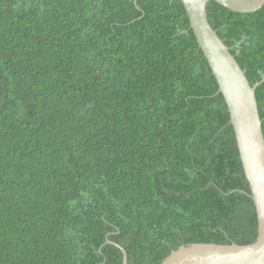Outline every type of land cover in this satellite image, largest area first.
I'll list each match as a JSON object with an SVG mask.
<instances>
[{
	"label": "trees",
	"instance_id": "obj_1",
	"mask_svg": "<svg viewBox=\"0 0 264 264\" xmlns=\"http://www.w3.org/2000/svg\"><path fill=\"white\" fill-rule=\"evenodd\" d=\"M138 6L150 29L113 45L118 71H99L97 11L136 28ZM138 6L0 0V264H124L117 245L129 264H162L183 245L256 242L230 110L184 4ZM207 14L251 85L262 81L264 6L210 1ZM124 55L133 75L119 71ZM153 72L161 94L144 82ZM256 97L264 133V83Z\"/></svg>",
	"mask_w": 264,
	"mask_h": 264
},
{
	"label": "water",
	"instance_id": "obj_2",
	"mask_svg": "<svg viewBox=\"0 0 264 264\" xmlns=\"http://www.w3.org/2000/svg\"><path fill=\"white\" fill-rule=\"evenodd\" d=\"M138 0H135L137 2ZM183 2L190 26L219 83L228 104L244 171L251 187L258 216V238L249 245H218L194 243L183 245L162 264H264V133L256 97L263 80L249 82L229 47L219 37L208 20L207 5L215 1L237 13H254L264 6V0H180ZM124 264L128 263L127 252Z\"/></svg>",
	"mask_w": 264,
	"mask_h": 264
},
{
	"label": "flooded vegetation",
	"instance_id": "obj_3",
	"mask_svg": "<svg viewBox=\"0 0 264 264\" xmlns=\"http://www.w3.org/2000/svg\"><path fill=\"white\" fill-rule=\"evenodd\" d=\"M124 4L126 3L124 2ZM137 10L141 13L138 19H142L146 17V21L144 23H140V26L136 28L132 27L133 20L124 22V21H121L120 18H113V16H119V17L125 16V20H126L128 18V15L127 14L124 15L123 13H120L121 11L115 10L111 18L104 15L102 12L97 11L99 27L102 28L104 27L103 24H105V27L108 28V30L102 32L104 34H101L100 37H96V40L98 42L102 41V43L104 42L108 43V49H107L106 46L102 45L101 43L96 42L99 51L96 54H94V56H96V61H94V63L96 67L99 69V71L105 74H113L114 72L118 71L117 70L118 66L114 65L113 57H111L110 55V49L113 48V45L116 44L117 48L121 51V49H123L124 46L131 45L134 38L139 34V32L143 35V31H145L146 29L148 30L150 29V26L146 24L148 22L147 9L138 6ZM153 11L158 12L156 10H153ZM110 31L112 32L110 33ZM244 40H245V36L242 41H239L236 44V46H240V44ZM124 56H125V59L123 61V64L120 66L121 70L119 71L121 73L125 71L129 75H133L128 70L130 58L126 55ZM143 76H144V79L148 78L144 82L150 84L153 87H156L157 94H161V72H153V73L143 75ZM151 108L157 110L159 109V106L155 104V106H152Z\"/></svg>",
	"mask_w": 264,
	"mask_h": 264
},
{
	"label": "rangeland",
	"instance_id": "obj_4",
	"mask_svg": "<svg viewBox=\"0 0 264 264\" xmlns=\"http://www.w3.org/2000/svg\"><path fill=\"white\" fill-rule=\"evenodd\" d=\"M139 1H141V0H138L137 2H135V0H134V3L138 6V2ZM215 2V1H214ZM259 11V10H258ZM237 13V12H236ZM242 14H245V13H242ZM246 14H248V13H246ZM209 20V19H208ZM190 21V20H189ZM133 23H135V21L133 22ZM212 26V25H211ZM191 27V26H190ZM192 29V28H191ZM218 34V33H217ZM220 37V36H219ZM230 49V48H229ZM231 51V50H230ZM232 53V52H231ZM236 57V56H235ZM238 61V60H237ZM209 64V63H208ZM240 64V63H239ZM210 66V65H209ZM241 66V65H240ZM211 68V67H210ZM264 76V75H263Z\"/></svg>",
	"mask_w": 264,
	"mask_h": 264
}]
</instances>
